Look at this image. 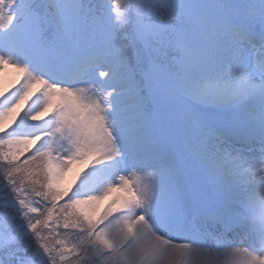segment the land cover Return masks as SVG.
<instances>
[{
	"label": "snow or ice",
	"instance_id": "1",
	"mask_svg": "<svg viewBox=\"0 0 264 264\" xmlns=\"http://www.w3.org/2000/svg\"><path fill=\"white\" fill-rule=\"evenodd\" d=\"M0 264H264V0H0Z\"/></svg>",
	"mask_w": 264,
	"mask_h": 264
},
{
	"label": "rangeland",
	"instance_id": "2",
	"mask_svg": "<svg viewBox=\"0 0 264 264\" xmlns=\"http://www.w3.org/2000/svg\"><path fill=\"white\" fill-rule=\"evenodd\" d=\"M5 75H6V83H10L12 80L16 78V73L11 68L5 70ZM70 180H71V174L65 178L64 185L67 186ZM100 207L103 208V204H101Z\"/></svg>",
	"mask_w": 264,
	"mask_h": 264
}]
</instances>
